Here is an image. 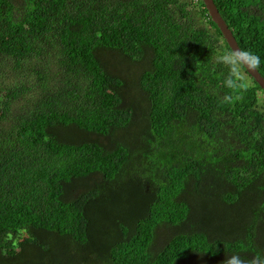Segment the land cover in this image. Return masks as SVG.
<instances>
[{
	"label": "trees",
	"instance_id": "obj_1",
	"mask_svg": "<svg viewBox=\"0 0 264 264\" xmlns=\"http://www.w3.org/2000/svg\"><path fill=\"white\" fill-rule=\"evenodd\" d=\"M214 1L264 76V0ZM33 57L0 82V264H264V91L202 0H0V69Z\"/></svg>",
	"mask_w": 264,
	"mask_h": 264
},
{
	"label": "rangeland",
	"instance_id": "obj_2",
	"mask_svg": "<svg viewBox=\"0 0 264 264\" xmlns=\"http://www.w3.org/2000/svg\"><path fill=\"white\" fill-rule=\"evenodd\" d=\"M111 64L113 67H117L120 72H122L123 74H126L128 76V78H129V82L127 85L128 89L129 90L135 89L136 84L134 83L133 78L130 79L131 75L134 74V71L128 65L118 61V59H116V58L111 59ZM37 66H38V63H37L35 57H33L32 59L23 63L21 66H17L14 62L9 61V62H7L6 66H4L0 69V82L4 85H14V83H16V84L18 83L17 84L18 87L20 86V84L22 82L26 83L27 85L32 84V83L39 80L37 78V74L32 70L33 68H37ZM241 73L245 76L247 75L245 71L241 70ZM36 94L37 93L33 92V89L28 90L22 96L20 94V98L17 101L20 103V106H21L20 111H23V110L31 107L30 106L31 104L29 105L28 100L31 98L32 95L34 97H36L35 96ZM259 96H260V99L258 101L257 107L259 109H264V93L260 92ZM31 101H32V99H31ZM22 107H24V109L21 110ZM11 121H14V118H11ZM243 203L244 202H240V207L241 206L244 207ZM161 232H162L163 237L165 238L163 241L167 242L169 237L174 234L175 229L173 227L169 228L167 226H162ZM74 257H77V256H74ZM223 258L224 257H222V259ZM191 260H188L187 263H189L191 261L190 264H203L204 263L203 261H205L204 257L200 258L198 256V254H195L194 256H192ZM198 261H200V262H198ZM221 262L218 261V264H220ZM250 264H254V263L251 262Z\"/></svg>",
	"mask_w": 264,
	"mask_h": 264
},
{
	"label": "water",
	"instance_id": "obj_3",
	"mask_svg": "<svg viewBox=\"0 0 264 264\" xmlns=\"http://www.w3.org/2000/svg\"><path fill=\"white\" fill-rule=\"evenodd\" d=\"M203 2L205 3V6L212 20L215 21L216 24L219 26L225 39L227 40L228 44L232 48L237 58L243 63L247 71L256 79V81L264 90V76H262L257 67L253 65L248 56L240 48L235 36L233 35L231 29L229 28L228 24L222 17L217 5L215 4V1L203 0Z\"/></svg>",
	"mask_w": 264,
	"mask_h": 264
},
{
	"label": "clouds",
	"instance_id": "obj_4",
	"mask_svg": "<svg viewBox=\"0 0 264 264\" xmlns=\"http://www.w3.org/2000/svg\"><path fill=\"white\" fill-rule=\"evenodd\" d=\"M203 1V0H202ZM204 3V2H203ZM216 4V3H215ZM204 5H205V3H204ZM206 7V6H205ZM207 9V8H206ZM219 9V8H218ZM208 11V10H207ZM209 14V13H208ZM211 17V16H210ZM223 17V16H222ZM224 18V17H223ZM212 19V18H211ZM225 20V19H224ZM226 21V20H225ZM215 22V21H214ZM216 23V22H215ZM227 23V22H226ZM228 24V23H227ZM218 26V25H217ZM229 26V25H228ZM218 28H219V26H218ZM230 28V27H229ZM220 29V28H219ZM231 29V28H230ZM221 31V30H220ZM231 31H232V29H231ZM221 33H222V31H221ZM232 33H233V31H232ZM222 35H223V33H222ZM234 35V34H233ZM235 36V35H234ZM223 37H224V35H223ZM236 38V37H235ZM224 39H225V37H224ZM226 40V39H225ZM237 40V39H236ZM226 42H227V40H226ZM238 42V41H237ZM228 43V42H227ZM239 44V43H238ZM229 45V44H228ZM230 46V45H229ZM240 46V45H239ZM231 48V47H230ZM241 48V47H240ZM232 49V48H231ZM233 51V50H232ZM243 51V50H242ZM244 52V51H243ZM234 53V52H233ZM245 53V52H244ZM235 54V53H234ZM246 54V53H245ZM247 55V54H246ZM236 56V55H235ZM248 56V55H247ZM237 57V56H236ZM249 58V57H248ZM238 59V58H237ZM250 59V58H249ZM239 60V59H238ZM240 61V60H239ZM241 62V61H240ZM252 62V61H251ZM242 63V62H241ZM253 63V62H252ZM243 64V63H242ZM254 65V64H253ZM255 66V65H254ZM244 68H245V66H244ZM246 69V68H245ZM258 69V68H257ZM259 70V69H258ZM246 71H247V69H246ZM260 72V71H259ZM261 73V72H260ZM247 75L245 76V78L246 79H250V76H252L248 71H247V73H246ZM263 76V75H262ZM253 77V76H252ZM254 78V77H253ZM255 79V78H254ZM256 80V79H255ZM257 82V81H256ZM258 83V82H257ZM259 84V83H258ZM260 85V84H259ZM262 88V87H261ZM262 90H263V88H262ZM264 91V90H263ZM260 92H262V91H260ZM264 93V92H263ZM260 97V96H259ZM260 99V98H259Z\"/></svg>",
	"mask_w": 264,
	"mask_h": 264
}]
</instances>
